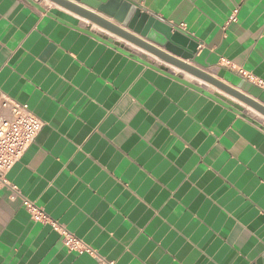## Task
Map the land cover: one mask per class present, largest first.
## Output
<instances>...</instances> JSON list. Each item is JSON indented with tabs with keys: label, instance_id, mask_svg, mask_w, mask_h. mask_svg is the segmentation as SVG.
<instances>
[{
	"label": "crops",
	"instance_id": "obj_1",
	"mask_svg": "<svg viewBox=\"0 0 264 264\" xmlns=\"http://www.w3.org/2000/svg\"><path fill=\"white\" fill-rule=\"evenodd\" d=\"M129 1L196 40L192 65L264 81V0ZM1 96L45 124L8 182L101 257L264 264L257 111L51 0H0ZM0 264L99 263L0 188Z\"/></svg>",
	"mask_w": 264,
	"mask_h": 264
},
{
	"label": "water",
	"instance_id": "obj_2",
	"mask_svg": "<svg viewBox=\"0 0 264 264\" xmlns=\"http://www.w3.org/2000/svg\"><path fill=\"white\" fill-rule=\"evenodd\" d=\"M51 1L155 55L170 65L212 85L264 116V104L260 101L263 92L261 88L255 86L251 92L244 93L218 80L205 70L192 65L191 63L195 62L198 47L196 40L175 30L173 25L164 20L143 11L138 4L129 0H108L107 2L74 0L76 3L70 0ZM106 42L120 52L140 60L127 49L114 45L112 41L106 40ZM204 93L206 94V92ZM218 97L215 96V99L224 102V99ZM227 104L246 117V113L241 107L232 105L230 102ZM261 128L264 130V125Z\"/></svg>",
	"mask_w": 264,
	"mask_h": 264
},
{
	"label": "built area",
	"instance_id": "obj_3",
	"mask_svg": "<svg viewBox=\"0 0 264 264\" xmlns=\"http://www.w3.org/2000/svg\"><path fill=\"white\" fill-rule=\"evenodd\" d=\"M237 14V11L235 12ZM232 21H236L235 15ZM184 28V24L181 25ZM240 75L253 85L264 90V81L239 70ZM44 122L38 118L26 104H21L7 96L0 98V188H8L15 197H20L23 207L29 212L35 222H45L61 237L64 247L79 255L88 254L99 264H116L101 257L95 250L74 236L67 228L50 219L34 202L24 198L15 186L7 180L8 172L22 159L26 151L36 142L44 127Z\"/></svg>",
	"mask_w": 264,
	"mask_h": 264
}]
</instances>
